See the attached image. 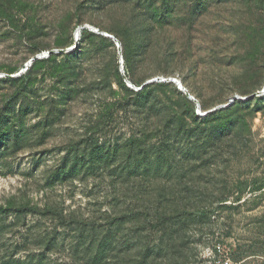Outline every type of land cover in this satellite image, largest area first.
I'll return each mask as SVG.
<instances>
[{
  "label": "rangeland",
  "instance_id": "rangeland-1",
  "mask_svg": "<svg viewBox=\"0 0 264 264\" xmlns=\"http://www.w3.org/2000/svg\"><path fill=\"white\" fill-rule=\"evenodd\" d=\"M224 261L264 264V0H0V264Z\"/></svg>",
  "mask_w": 264,
  "mask_h": 264
},
{
  "label": "trees",
  "instance_id": "trees-1",
  "mask_svg": "<svg viewBox=\"0 0 264 264\" xmlns=\"http://www.w3.org/2000/svg\"><path fill=\"white\" fill-rule=\"evenodd\" d=\"M84 34H85V29L83 28V29H81V37H82ZM9 80H10V79H9ZM159 83H161V82H159ZM123 86H124V85H123ZM148 86H149V85H145V86H143V87H140L139 90L133 91V94H134V95H141V94H143V92L146 90V88H147ZM236 102H238L237 99H234V101H233L229 106L234 105ZM225 110H226L225 108H222V109H218V110H216L215 112H211V113H209V114H210V115H213V114H216V113H221V112H223V111H225ZM194 118L198 119L199 117L196 116V115H194ZM221 201H223V200H221ZM142 214H143V216H145V217L148 216L147 213H142ZM170 219H172V217H163V218L159 221V224H163L164 222H166V221H168V220H170ZM152 226H153V225H152ZM154 226H155V225H154Z\"/></svg>",
  "mask_w": 264,
  "mask_h": 264
},
{
  "label": "water",
  "instance_id": "water-1",
  "mask_svg": "<svg viewBox=\"0 0 264 264\" xmlns=\"http://www.w3.org/2000/svg\"><path fill=\"white\" fill-rule=\"evenodd\" d=\"M78 34H79V32H77V34L75 35L74 47H76L77 44H78ZM116 46L118 47L117 43H116ZM175 84H177V85L180 87V89H181V86H180L179 83H175ZM182 92H184V90H182ZM234 99H235V98H234ZM232 100H233V99H232ZM231 103H232V102L226 104L225 107H226V106H229ZM211 112H212V110H211V111H208L207 113H211Z\"/></svg>",
  "mask_w": 264,
  "mask_h": 264
},
{
  "label": "built area",
  "instance_id": "built-area-1",
  "mask_svg": "<svg viewBox=\"0 0 264 264\" xmlns=\"http://www.w3.org/2000/svg\"><path fill=\"white\" fill-rule=\"evenodd\" d=\"M155 80H156L157 82H162V81H163V80H161V79H155ZM172 82H173V81H172ZM173 83H174V82H173ZM175 83H176V82H175ZM233 101H234V99H233V100L231 99V100L229 101V103H230V102H233ZM222 264H229V263H228V261H224Z\"/></svg>",
  "mask_w": 264,
  "mask_h": 264
}]
</instances>
